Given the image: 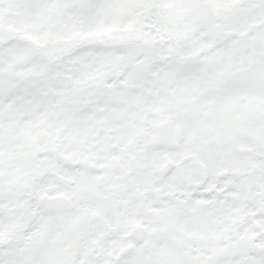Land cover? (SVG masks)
<instances>
[{
	"label": "snow or ice",
	"instance_id": "obj_1",
	"mask_svg": "<svg viewBox=\"0 0 264 264\" xmlns=\"http://www.w3.org/2000/svg\"><path fill=\"white\" fill-rule=\"evenodd\" d=\"M0 264H264V0H0Z\"/></svg>",
	"mask_w": 264,
	"mask_h": 264
}]
</instances>
